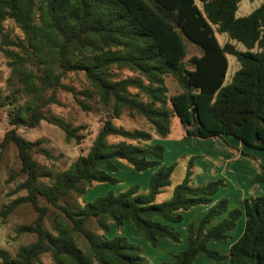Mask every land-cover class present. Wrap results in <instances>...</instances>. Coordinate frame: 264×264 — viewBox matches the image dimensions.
I'll use <instances>...</instances> for the list:
<instances>
[{"label": "trees", "instance_id": "trees-1", "mask_svg": "<svg viewBox=\"0 0 264 264\" xmlns=\"http://www.w3.org/2000/svg\"><path fill=\"white\" fill-rule=\"evenodd\" d=\"M241 1L0 0L1 43L13 48L3 53L23 84L8 81L0 90V113L9 125L0 141V155L9 146L16 149L19 173L25 177L17 190L26 192L0 214L7 217L22 204L31 205L36 213L31 224L16 230L17 235L33 234L35 241L18 248L14 256L0 249V264H42L44 254L49 255V264H151L141 247L120 233L127 226L151 248L160 240L177 246L183 242L171 264H194L201 257L220 264H264V195L246 196L240 208L229 209L228 199L215 201L227 182L218 178L196 184L192 169L197 156H191L170 198L157 201L170 186L176 166L162 164L165 147L159 143L170 134L172 117L181 129L179 139H219L232 150L223 140L227 137L247 149L264 151V0L248 15L237 17ZM7 20L20 29L22 39L7 37L3 27ZM220 34L228 40L223 45L216 37ZM45 41L55 48L52 62L38 54ZM187 43L198 47L200 54L184 60ZM227 56L239 66L225 83ZM114 71L131 75L119 78ZM69 73H81L88 89L75 92L63 84ZM167 76L183 92L168 96ZM58 91L81 96L84 100L77 103L83 110L91 109L93 101L107 108L86 154L65 171L47 173L51 183L42 187L34 154L48 155L38 147L40 141L25 140L17 129H32L41 121L54 123L45 112L57 104ZM123 114L142 119L151 131L116 125ZM57 125L66 140L81 143L84 126ZM118 161L136 174L151 173L144 189L137 183L113 189L124 184L117 173L124 167ZM258 167L252 185L264 182V167ZM98 185L109 186L85 199ZM69 193L83 197L81 205H61ZM39 197L69 225L59 223L54 233L47 231V208L39 205ZM197 208L205 211L187 223L181 241L174 225ZM240 218L242 232L227 253L211 249V242L230 240ZM91 219L99 235L86 229ZM111 226L115 234L108 237Z\"/></svg>", "mask_w": 264, "mask_h": 264}, {"label": "rangeland", "instance_id": "rangeland-1", "mask_svg": "<svg viewBox=\"0 0 264 264\" xmlns=\"http://www.w3.org/2000/svg\"><path fill=\"white\" fill-rule=\"evenodd\" d=\"M261 3V0H242L236 12L237 17H243L248 15L251 11L256 9ZM4 33L9 39L23 38L22 32L20 29L10 20H7L3 23ZM218 42L223 45L227 40L226 35L220 34L217 35ZM231 44H234L238 50L243 48L236 42L230 41ZM13 49L11 47H6L1 43L0 39V90H5L8 81H11L13 85L21 84L19 81L20 76L16 75L8 67V59L5 57L3 50ZM186 57L184 60H187L188 57L192 55H199L200 52L198 47L190 43L186 44ZM55 48L53 44L49 42H42L41 49L38 54L41 58H49L52 62L54 56ZM20 53H24L22 50H19ZM18 53V52H17ZM19 53V54H20ZM228 61V70L225 77V83L229 81L232 74L238 69V63L232 56H227ZM28 72L30 70H27ZM56 72L55 65L53 67V74ZM119 78L130 76L131 74L127 71H114ZM22 79V77H21ZM31 82V81H30ZM63 84L72 88L75 92L82 90H87L88 86L85 82V79L81 73H69L63 79ZM165 84L167 87L168 96H174L181 92L183 89L174 81L170 76H167L165 79ZM13 86L12 84H10ZM34 86V84H33ZM76 98V99H75ZM73 97L70 93L64 91H58L57 93V104L49 107L45 114L48 118L52 119L54 123L47 121H41L39 125L35 128H25L20 127L17 129V133L30 142L40 141L38 147L45 150L48 157H44L40 154H34V159L39 166L40 177L38 183L40 186H48L51 182L50 178L46 176L47 173L54 175L56 172L65 171L69 166L76 160L79 155H85L91 142L94 138L96 130L99 126V121L103 118V110L107 108L96 101H93L91 104V109L83 110L77 103V100H84L81 96ZM86 102V101H84ZM57 122L61 124L69 123L73 127L82 125L85 127L83 130L84 138L81 143L77 145L73 140H66L65 135L61 128L58 127ZM114 123L119 126H123L128 129H143L151 131L150 127L142 119H130L126 114H123L120 119L115 120ZM9 129L7 117L4 113H0V141L3 138L4 133ZM180 126L176 117L171 118V132L166 139L163 141L160 140L159 143L165 147V157L162 161L163 165H169L173 162H176L175 169L171 175L170 186L164 189V191L157 197V201L160 203L170 198L173 188L181 183L185 167L187 165L188 158L191 156H197V159L194 161V175L198 172L199 168H206L205 165L209 166L212 164V161H217V159L224 160V150L219 149L221 145V140L219 139H193L185 138L178 139L180 134ZM229 140V145L233 142V139L225 137ZM224 140V139H223ZM228 152V151H227ZM231 153V152H230ZM238 153V161L233 163H227L229 165L226 167L227 176L226 179L229 182L227 189H222L218 192L215 197L222 196L226 199H229V209L240 208L241 203L239 202L240 192L248 195H264V182H260L256 185L250 183L251 178L259 172V167H264V151L250 150L243 146H239V150L234 152V156ZM205 158V159H204ZM199 160L198 167L196 166V161ZM118 164L122 169L119 168L117 172L121 178H124V184L114 186L115 191H121L126 186L130 184H140L142 189L147 183V180L151 173L145 171L141 174L134 173L129 167L124 163L118 161ZM225 164L222 163L221 166ZM230 165L235 166L234 170L238 178L233 179V175L229 173ZM213 166H218V163H214ZM20 165L16 157V149L13 146H9L6 151L0 155V213L5 206H8L13 201L22 198L26 195L25 191H18L17 187L24 181L25 177L19 173ZM231 171V170H230ZM132 172V173H131ZM211 173L205 174L206 176L198 177V184L207 180L214 181L218 179L219 176H209ZM230 174V175H229ZM218 177V178H217ZM205 178V179H204ZM206 181V182H207ZM205 182V183H206ZM196 183V184H197ZM109 185H98L94 187V190L87 191L85 199H91L94 195H99L107 189ZM235 194V195H234ZM241 196V195H240ZM82 198L74 193H69L61 201V205L68 206L70 208L77 207L81 205ZM39 205L47 208L46 217L44 221V227L47 231L54 233L53 229L57 227L59 223L68 224V222L63 219L60 214L52 209L43 197L38 198ZM205 211V210H204ZM202 210L196 209L193 212L186 215L183 222L178 225H174L176 230L181 236V241H184V235L187 223L190 221H195L200 217ZM36 218V213L34 209L29 204L19 205L13 212H11L7 217H3L0 214V249L6 251L10 256H14L18 248L24 245H28L35 241V236L33 234H21L17 235L16 230L21 226H26L31 224ZM222 217L216 218L214 222L220 220ZM69 225V224H68ZM86 229L96 235L100 234V230L97 228L95 220L91 219L86 225ZM243 229V219L240 218L236 222L235 229L230 232V240L218 243L211 242L209 247L211 249L217 250L220 253H225L228 251L230 244H232ZM111 233L108 234V237H111L115 234L114 227L111 226ZM118 232V231H117ZM125 236L130 243L138 245L141 247L144 255L148 259V262L151 264H159L162 261H165L167 264H171L172 255L177 253L181 247L180 245H173L165 240H160L157 248H151L145 241L136 233H134L128 226L121 229L120 232ZM79 243L81 240L79 239ZM40 261L42 264H49L51 259L49 255L44 254ZM194 264H220L215 262L212 259H206L201 257L195 261Z\"/></svg>", "mask_w": 264, "mask_h": 264}, {"label": "crops", "instance_id": "crops-1", "mask_svg": "<svg viewBox=\"0 0 264 264\" xmlns=\"http://www.w3.org/2000/svg\"><path fill=\"white\" fill-rule=\"evenodd\" d=\"M179 139V138H178ZM231 139V138H230ZM224 140L227 142V143H230L229 142V140H227V139H225L224 138ZM235 141V140H234ZM221 146L220 147H218L219 149H223L224 150V157H226V159H224V160H220V159H217V161H212V164L211 165H209V166H207V165H205L206 166V168H199L198 169V172L196 173V175H194V173H195V169H194V167H193V169H192V171H193V178H194V180H195V182L197 183V182H199L198 181V177L200 178V177H202V176H206L205 174H207V173H211L209 176H219V178H222V179H224L226 182H227V185H229V182L227 181V179H226V177L225 176H227V169H226V167H228L229 165H226L227 163H233L234 164V162H237L238 161V157H239V155H238V153H236V155H238V156H234V152H237L238 150H239V146H242L240 143H238L237 141L235 142V143H231L230 145L233 147V149L232 150H229L228 148H227V146L226 145H224L223 143H222V141H221V144H220ZM228 151V152H227ZM231 152V153H230ZM205 159V158H204ZM218 163V166H213V164L214 163ZM225 162V164L223 165V166H221L222 165V163H224ZM227 162V163H226ZM196 163V166L198 167V163H199V160L198 161H196L195 162ZM230 169L228 170L229 171V173L231 174V176L233 175L234 176V174H235V172H234V170H236V168H235V166H233V165H230ZM231 170V171H230ZM229 174V175H230ZM218 178V177H217ZM235 178V180H237V182H238V178L236 177V176H234L233 177V179ZM201 179V178H200ZM205 179V178H204ZM210 179V177H208L207 178V180H209ZM207 180H205L204 181V183L203 182H200L201 184H205V182L207 181ZM207 182H209V181H207ZM206 182V183H207ZM198 184V183H197ZM238 192H240V195H238L239 197V202L241 203L242 202V199L244 198V197H246V194H244V193H242L241 192V190H239L238 189ZM218 194V193H217ZM216 194V195H217ZM215 195V196H216ZM235 195V194H234ZM249 196V195H248ZM253 196H257L256 195V193L255 194H253ZM220 198H222V196L220 197ZM223 198H225V197H223ZM219 198L218 197H215V201H217ZM228 201H229V199H228ZM241 207V206H240ZM198 209V208H197ZM199 209H201L202 210V212H201V214L204 212V208H199ZM194 210H196V209H194ZM193 210V211H194ZM193 211H191V212H193ZM190 212V213H191ZM189 214V213H188ZM200 214V215H201ZM187 215V214H186ZM186 215L184 216V218L186 217ZM225 253H227V252H225Z\"/></svg>", "mask_w": 264, "mask_h": 264}]
</instances>
